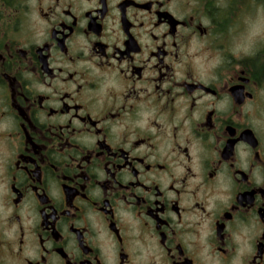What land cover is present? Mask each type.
I'll list each match as a JSON object with an SVG mask.
<instances>
[{"label":"clouds","instance_id":"1","mask_svg":"<svg viewBox=\"0 0 264 264\" xmlns=\"http://www.w3.org/2000/svg\"><path fill=\"white\" fill-rule=\"evenodd\" d=\"M0 264H264V0H0Z\"/></svg>","mask_w":264,"mask_h":264}]
</instances>
